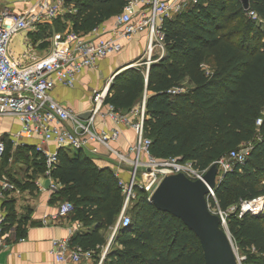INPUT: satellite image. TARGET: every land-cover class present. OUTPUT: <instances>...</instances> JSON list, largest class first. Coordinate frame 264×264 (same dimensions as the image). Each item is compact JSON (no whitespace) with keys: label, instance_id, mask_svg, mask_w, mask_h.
Returning a JSON list of instances; mask_svg holds the SVG:
<instances>
[{"label":"trees","instance_id":"obj_1","mask_svg":"<svg viewBox=\"0 0 264 264\" xmlns=\"http://www.w3.org/2000/svg\"><path fill=\"white\" fill-rule=\"evenodd\" d=\"M124 7L125 0H77L78 13L66 20L85 38ZM257 21L264 22V0H250L249 10L239 0H198L164 22L165 56L148 72L145 66L121 70L107 96V104L121 112L147 96L146 134L159 161H192L208 170L232 151L250 145L247 162L234 166L216 189L223 210L264 196V34ZM62 22L40 26L37 32L50 33L42 32L38 39L47 44L64 30ZM208 61L213 64L210 70ZM174 89L185 92L172 96ZM259 119L263 122L257 127ZM4 142L9 155L12 145L5 138ZM25 148L40 168L36 174H45L46 157L35 147ZM50 177L61 186V203L75 207L71 220L88 230L74 236L71 246L94 251L98 262L125 203L114 171L99 168L83 151L61 149ZM30 187L34 189V183ZM141 194L129 214L131 224L117 230L103 264H205L197 236L181 220L158 211L145 192ZM8 218L16 220L12 207ZM228 226L249 262L264 264V215L231 217Z\"/></svg>","mask_w":264,"mask_h":264},{"label":"built area","instance_id":"obj_2","mask_svg":"<svg viewBox=\"0 0 264 264\" xmlns=\"http://www.w3.org/2000/svg\"><path fill=\"white\" fill-rule=\"evenodd\" d=\"M197 3L198 0H125L122 13L111 21L110 30L104 29L100 34L101 26L92 32L93 36L85 38L73 30L55 33L47 54H38L28 44L26 51L16 57L10 51L13 37L76 15L77 0H0V117H14L20 124V130L11 135V141L15 148L32 146L38 153H42L46 157V175L49 177L59 163L61 149L89 151L92 155H98L99 147H102L115 157L118 168L114 174L123 191L125 203L119 223L112 230L114 235L120 227L131 224L129 208L136 199L135 191H144L149 200L166 174H183L197 181L204 178L207 170L197 168L192 161L182 162L175 158L159 161L152 155V140L147 136L145 128L147 96L140 106L128 112H121L107 104L115 75L104 89L93 92L92 107L85 118L61 105L53 96V91L58 85L74 89L79 77L87 69L120 53L123 49L122 41H130L143 33H147L149 38L148 58L131 68L145 66L148 72L151 65L161 60L166 53L165 35L162 31L164 22L186 11L190 4ZM250 16L257 17L255 13H250ZM157 52L160 57L154 60ZM184 92V89H174L169 93L175 96ZM98 120L103 123L111 122L113 129L97 130ZM262 122L259 119L257 127ZM123 128L135 133V142L126 152L114 146L122 138ZM33 142L39 144H29ZM47 144L56 148L52 151L44 150L43 147ZM251 150V146L245 145L218 161V185L234 166L247 162ZM6 153V143L0 137V163L5 159ZM127 168L128 177L125 178L120 172ZM52 188L56 189V185L53 184ZM15 192L19 193L16 186L0 177V200ZM207 203L210 211L221 218L222 228L230 237L237 264H251L248 253L233 241L228 221L231 217L242 219L248 215H264V196L241 201L238 205L223 210L216 190H210ZM74 211L75 207L71 202H64L60 204L56 214L49 217L50 222L66 220ZM6 221V218L1 217L0 226ZM7 248L6 242L0 240V251ZM107 252L108 250L103 249L96 262L94 251L73 247L69 240L54 241L52 249L56 264H103ZM251 252L254 253L255 249L252 248Z\"/></svg>","mask_w":264,"mask_h":264},{"label":"crops","instance_id":"obj_3","mask_svg":"<svg viewBox=\"0 0 264 264\" xmlns=\"http://www.w3.org/2000/svg\"><path fill=\"white\" fill-rule=\"evenodd\" d=\"M111 28L112 23L109 22L103 25L99 29V32L102 34L104 29L108 31ZM91 36L93 35L89 37ZM147 37V33H143L130 41H122L124 48L120 53L99 61L94 68L87 69L79 77L77 86L74 89H68L58 85L53 91V96L61 105L85 118L92 107V93L89 89L95 87L97 88L95 90H99L100 88L98 87L102 85L101 82H98L100 78H106L122 64H129L131 59L134 60L138 56L140 58L143 57L148 43ZM48 43L44 44L43 40L40 39L34 41L26 34V46L31 44L40 55H45L50 51L51 39ZM136 55L138 56L136 57ZM117 56L120 57L117 58ZM121 61L128 62L122 63ZM135 61L137 60L133 62ZM96 127L99 131H110L114 126L111 122L103 123L101 120H98ZM19 130L20 124L17 121L13 132H9L10 129L5 130L4 132H0V137L4 139L6 135H13ZM122 132V138L114 146L122 152H126L128 147L135 142V133L126 128H123ZM10 143L15 149L13 142L11 141ZM29 144L36 145L39 143L33 142ZM23 147L25 145L19 148L22 149ZM55 148L54 145L50 144L43 147L44 150L51 151ZM99 149L100 152L98 155H92L89 151L83 152L99 168L111 169L115 172L118 168L115 157L102 147H99ZM6 157L0 163V175L14 184L19 193H9L4 199L0 200V218H7L6 223L0 226L2 228L0 240L3 239L9 247L0 251V264H56L52 255L53 242L57 240L71 241L77 234L84 233L88 230L81 224L72 221L71 217L57 223H51L49 217L55 215L60 204H62V199L59 195L61 186L46 175L39 177L37 182L34 183V189L32 187L21 189L16 181L10 179V173L12 172L9 173L10 168L6 172L2 169L6 163ZM128 171L129 169L127 168L121 170L120 173L123 177L127 178ZM53 184L56 185V189L52 188ZM11 207L16 217V220L13 222L8 218Z\"/></svg>","mask_w":264,"mask_h":264},{"label":"water","instance_id":"obj_4","mask_svg":"<svg viewBox=\"0 0 264 264\" xmlns=\"http://www.w3.org/2000/svg\"><path fill=\"white\" fill-rule=\"evenodd\" d=\"M239 1L249 10L250 0ZM218 174V162L207 170L202 180L193 181L183 174H166L149 202L158 211L181 220L197 236L205 264H237L230 237L222 228L221 218L210 211L207 203L210 190L219 187Z\"/></svg>","mask_w":264,"mask_h":264},{"label":"rangeland","instance_id":"obj_5","mask_svg":"<svg viewBox=\"0 0 264 264\" xmlns=\"http://www.w3.org/2000/svg\"><path fill=\"white\" fill-rule=\"evenodd\" d=\"M192 7H194V4H190L189 7L187 8V10L191 9ZM254 19H257V17H254ZM256 24L262 29V32L264 34V22L263 21L262 22L257 21ZM62 25L64 26L63 27L64 30L60 33H63L66 30L72 31L73 22L71 20L69 21V20L64 19L62 22ZM37 31H38V29H32V30L28 31V33H25V34L22 33V34H19V35L13 37L11 44H10V51L13 53V55L18 57L24 51H26V48H27V46H26V34L31 39H33L35 41L36 38L38 39V34L44 32L45 35H49V33H50L49 31H46V30L41 31V32H37ZM138 36H136V37H138ZM136 37H134V38H136ZM147 41H148V43H147L145 55H143V57L140 58L138 55H136V57L137 56L138 57L135 58L134 60H137V61L133 62L134 60L131 59L132 63L130 62L129 64H126V65L120 64L121 66L119 65L120 67L118 69H116L115 71H113L109 76H107L106 78H100V80H98L99 83L100 82L102 83L101 87H98L100 89L95 90L97 88H95V87L90 88L89 90L91 91V93L93 94L94 91H100V90L104 89L107 85H109L110 81L113 79L114 75H116L119 70L121 71L123 69H129V67H131L132 65H136L137 63H140V62L143 63V61H145L148 58V44H149V38L148 37H147ZM156 54L159 55L158 52ZM119 57L120 56H117V58H119ZM133 57H134V55H133ZM121 62L125 63L128 61H121ZM206 67L210 70L213 67L212 61H208L206 64ZM100 77H102V76H100ZM144 98H143V100H144ZM142 101H141V103H142ZM141 103H139L136 107L140 106ZM16 124H17L16 118L7 117V116L2 117L1 116L0 117V132H4L5 130H9V129H10L9 132H13V129L16 126ZM4 138L8 144L11 142V135L10 134L6 135ZM24 148L25 147L20 149L19 147H17L14 149L12 146L11 150L9 151V155L7 153L6 163L2 167L4 172L8 171L7 169L10 168L9 173L12 171L10 173V175H11L10 179L16 181L17 184H19V186L21 187V189H22V187L30 188V185L37 182L39 177L46 176V172H45V174H42V175L36 174L37 173L36 171H38L40 168L34 166V162H32V159H31V152L29 150H26V148L25 149ZM39 161H41V160H39ZM8 166H10V167H8ZM262 184H264V181L262 182ZM142 192H144V191H142ZM135 195H136V199L133 200V202L129 208V214L130 215L132 213L133 208L137 204V202L140 201V198L142 196L141 191H135ZM114 236L115 235L112 231V234L109 235V238H108V240H109L108 244H107V246L104 247V251L105 250H108V252L110 251V249L112 248L113 243H114Z\"/></svg>","mask_w":264,"mask_h":264}]
</instances>
